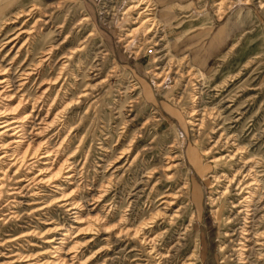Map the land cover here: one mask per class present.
I'll return each mask as SVG.
<instances>
[{
	"label": "rangeland",
	"instance_id": "1",
	"mask_svg": "<svg viewBox=\"0 0 264 264\" xmlns=\"http://www.w3.org/2000/svg\"><path fill=\"white\" fill-rule=\"evenodd\" d=\"M136 1L0 0L2 66H8L29 33L22 35L10 54L12 45L3 47V40L17 29L29 32L41 11L50 23L39 22L32 28L36 33L16 67L30 54L36 63L42 50L60 45L45 64L46 75L28 84L26 91L32 99H42L44 89H38L37 83H48L44 87L51 89L50 102L43 108L39 104L42 111L37 110L45 119L52 105L47 123L57 120L51 132L39 138L35 134L33 139L37 145L46 141L56 149L54 167L67 162L65 172L71 171L72 176L60 178L62 190L45 186L40 195L39 183L32 178L43 161L35 160L19 176L25 182L6 181L0 194V264H39L50 246L38 234L27 235L34 229L46 231L49 226L42 223L51 217L59 228L72 230L68 245L76 254L71 264H182L195 249L197 264H238L232 252L236 248L221 251L229 245L223 235L226 218L219 211L222 199L217 202L222 184L215 180L219 173L212 162L215 152L205 155L204 150L214 145L215 133L217 139L226 132L247 152L264 158V0H173L170 7L148 0V13L157 26L149 35L144 29L135 31L140 27L139 15L129 8ZM33 6L37 15L28 24L27 11ZM69 53L70 60L65 58ZM63 64L62 80L54 86ZM85 90L89 96L78 99ZM39 123L35 128L46 126ZM134 142L138 144L130 148ZM149 145L152 150L142 153L137 167L128 172L135 156ZM172 146L181 154V164L170 174L172 180L162 181L161 192L176 189L188 178L190 213L195 218L188 239L183 232L188 215L183 223H159L153 236H163L157 249L166 257L159 258L149 255L150 249L143 253L139 244L129 246L104 230L112 229L122 216L132 230L155 216L159 204L151 207L150 189L144 191L135 181L147 167H159ZM122 153L129 154V165L124 167L125 159L117 163L116 172L109 171ZM112 174L124 176L115 181L110 180ZM157 179L149 180L153 181L150 188ZM63 192L76 193L85 224L74 222L72 213L78 210L69 213L63 207L49 209L51 216L30 214L40 205H34L40 196L50 201ZM158 193L159 187L152 196ZM104 195L103 202L90 205ZM12 211L19 217H2ZM108 215L115 219L106 220L105 228L103 221L92 222L93 217ZM18 254L34 260L13 263Z\"/></svg>",
	"mask_w": 264,
	"mask_h": 264
},
{
	"label": "bare ground",
	"instance_id": "2",
	"mask_svg": "<svg viewBox=\"0 0 264 264\" xmlns=\"http://www.w3.org/2000/svg\"><path fill=\"white\" fill-rule=\"evenodd\" d=\"M129 9L130 11L138 12L139 15L137 20L140 21V27L136 28L135 31L139 32L144 29L146 35L155 32L157 26H155L156 23L154 21L156 18H154L151 13H148V0H138L134 2L133 6ZM35 11H38L36 6H33L27 11L28 15L26 16L28 17V24L31 20L36 18L37 13H35ZM131 13L132 12L129 14ZM44 14L45 12L41 11L39 14L40 18L37 19L32 28L38 26L39 22L40 25H49L50 22L46 19L48 16ZM144 14H146L147 18L142 20ZM20 18L22 17H19V19ZM6 25H10V23ZM23 26H26V23H23ZM32 28H28L29 32L24 30V28L17 29L16 32L12 34L13 36L3 40V47L12 45L9 54L17 48L16 42L22 35L29 33L30 39V36L36 33V30ZM28 40L18 48L16 55L7 64V67L2 66V63H0V194L4 190L7 180L16 179L19 183L23 182L25 179H20L19 177L22 170L29 165H33L35 160L43 161L38 175L32 178L39 183L40 195L44 192L41 189L45 186L59 191L62 190L59 181L65 174L67 175L64 176L65 179H72L71 171L65 172L67 169V162L59 165L58 169L54 167L55 160L53 162L52 160L55 159L58 153L56 149H53L46 141L44 144L37 145V142L35 143L33 139L35 134L36 137L39 138L44 132H51L52 125L57 120V118H54L52 122L47 123L48 119L52 116L50 113L53 109L52 105H49L50 108L45 115V119L39 116V113L42 111L41 107L43 108V106L47 105L46 103H49L51 99V89L44 87L48 83H37L39 86L38 89H44L41 94L42 99H32L26 91L28 84L33 82V85L46 75L45 64L53 58L54 51H56L60 45L55 46L52 44L48 49L42 50V52L38 54V62H33L32 54H30L31 59L29 58L26 62L16 67L21 51L29 43ZM65 55H67L65 58L71 59L68 58L70 53L69 55ZM65 67L66 66L63 64L58 70L59 74L53 83L54 86H57V84L61 82ZM80 94L78 99H85L89 96L86 90ZM39 104L41 107L38 106ZM29 106H31L30 111ZM39 107L41 109L40 112L37 110ZM193 116L194 114H192L191 117ZM33 119L35 123L31 122ZM37 120H40L38 125L46 126L43 128H35L37 126ZM214 135L217 136L218 133ZM216 136L214 137V145L210 150H204V153L205 155H209L210 151L212 153L215 152V156L212 157V162L215 164V167L219 169V173L215 177V180L218 184H222L217 202L222 199L221 209L219 211L222 212L226 218L223 224V227H225L223 235L225 244H227L226 241H228L229 245L222 247L221 251L226 253L228 248H236V251L232 250V252L234 256H238V264H258L261 261L264 264V158L258 155L254 156L252 153L247 152L245 148L240 147L235 136H230L226 132H221L217 139ZM135 143L138 144V142L131 143L130 148H132ZM175 146L171 147L170 152L164 154V158L160 161L161 165H159V167H147L142 174L143 176L135 181V185L142 186L144 191L150 189L148 204L151 207L159 204L160 207L155 213V216L148 223H143L141 226L132 230L128 227L129 220L126 216H122L117 225L112 229H107L104 225L105 222H107L106 220H113L115 219L114 216L108 215L106 219L102 216H98L97 218L93 217V221L91 220L93 223L103 221L102 227L105 228V230L103 229L104 233L112 234V237L116 240L126 243L129 242V246L139 244L138 247L141 248L143 253L150 249L149 255L157 254L160 256L159 258H166L157 249L159 240L163 239V236H161V234L157 237L153 236L158 229L159 223H166L167 221H169L170 224L176 223L177 221L183 223L186 220V215H188L187 226L184 227L183 231L184 236L188 239L195 218V213H190L193 204L190 199L191 184L188 178L184 180L181 184L182 186H178L179 188L177 187L175 189L171 187L161 192V187H163V184L161 185L162 181L164 180L167 182L172 180L173 176L170 174L181 164L179 161L182 156L179 151H176L177 147ZM135 147L136 149L138 148L137 146ZM147 150H152L151 145L147 146L135 156L127 169L128 172H132V168L137 167L141 159V154L146 153ZM128 155L129 154L124 153L120 154L117 160L113 162L114 164L110 165L109 171L114 169L116 172L118 170V167L115 168L117 163H121ZM129 162L130 160L126 159V165L124 167L129 165ZM160 172H162V175L157 179L156 177L160 175ZM123 176L124 174L121 177L112 174L110 175V180H122ZM151 179H153V181L156 179L158 180L152 188L150 187L153 181H149ZM157 187H159V193L153 197L152 195ZM75 194L76 193L66 194L63 192L60 197H56L50 201H44L40 196V202L34 204L40 205L37 206L34 211H31L30 214L39 215L41 212V215L47 214L51 216L49 209L54 206L59 208L63 207L66 208L69 213L78 210L72 213V215H75L74 222L78 225L85 224L80 214L82 204L77 200ZM104 197L105 195L93 199V204L90 205L103 202ZM94 209L95 208H93V210ZM170 212L173 213L168 214ZM2 217L15 219L19 217V213L12 211ZM53 219L54 217H51L42 223L45 227L46 225L49 226L46 231L38 232L34 229L27 235L36 236L38 234L40 237H43L44 245L50 246V248L43 253L44 259H39L37 262L39 264H71L76 254L74 248H69L68 245L72 230L59 228L60 225L55 224ZM174 226L175 224L173 227ZM79 227L80 226H78L77 229H79ZM167 233L168 232L165 234ZM179 245L178 243L175 249H178ZM134 250L130 253H133ZM198 258L195 249L182 264H197ZM33 260L34 259H31L30 256L18 254L17 259H15L13 263H27Z\"/></svg>",
	"mask_w": 264,
	"mask_h": 264
},
{
	"label": "crops",
	"instance_id": "3",
	"mask_svg": "<svg viewBox=\"0 0 264 264\" xmlns=\"http://www.w3.org/2000/svg\"><path fill=\"white\" fill-rule=\"evenodd\" d=\"M160 2V5L163 7H170L171 6V1L173 0H158Z\"/></svg>",
	"mask_w": 264,
	"mask_h": 264
}]
</instances>
